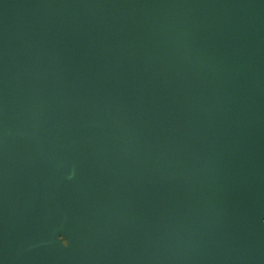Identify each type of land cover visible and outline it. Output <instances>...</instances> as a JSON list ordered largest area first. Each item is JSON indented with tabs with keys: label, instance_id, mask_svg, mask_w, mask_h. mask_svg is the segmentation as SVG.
Wrapping results in <instances>:
<instances>
[{
	"label": "water",
	"instance_id": "95a60500",
	"mask_svg": "<svg viewBox=\"0 0 264 264\" xmlns=\"http://www.w3.org/2000/svg\"><path fill=\"white\" fill-rule=\"evenodd\" d=\"M0 264H264V0H0Z\"/></svg>",
	"mask_w": 264,
	"mask_h": 264
}]
</instances>
